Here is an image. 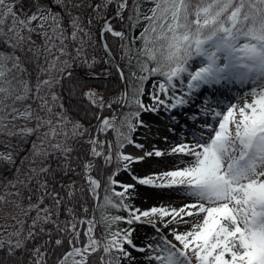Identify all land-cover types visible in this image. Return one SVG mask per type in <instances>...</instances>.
Segmentation results:
<instances>
[{
  "label": "snow or ice",
  "instance_id": "obj_1",
  "mask_svg": "<svg viewBox=\"0 0 264 264\" xmlns=\"http://www.w3.org/2000/svg\"><path fill=\"white\" fill-rule=\"evenodd\" d=\"M0 264H264V0H0Z\"/></svg>",
  "mask_w": 264,
  "mask_h": 264
},
{
  "label": "bare ground",
  "instance_id": "obj_2",
  "mask_svg": "<svg viewBox=\"0 0 264 264\" xmlns=\"http://www.w3.org/2000/svg\"><path fill=\"white\" fill-rule=\"evenodd\" d=\"M126 178V177H125ZM143 192V191H142ZM146 192H148V193H144V194H147L149 197H150V199H149V203H156L158 200H160V199H166L165 197H159V196H156V195H154L153 194V190H148V191H146ZM144 202V201H143Z\"/></svg>",
  "mask_w": 264,
  "mask_h": 264
},
{
  "label": "rangeland",
  "instance_id": "obj_3",
  "mask_svg": "<svg viewBox=\"0 0 264 264\" xmlns=\"http://www.w3.org/2000/svg\"><path fill=\"white\" fill-rule=\"evenodd\" d=\"M148 190L151 191V189H142V191H143L144 193H148V192H146V191H148ZM143 192H142V193H143ZM165 198H166V197H165ZM137 203H138V204L143 203V200H137Z\"/></svg>",
  "mask_w": 264,
  "mask_h": 264
},
{
  "label": "trees",
  "instance_id": "obj_4",
  "mask_svg": "<svg viewBox=\"0 0 264 264\" xmlns=\"http://www.w3.org/2000/svg\"><path fill=\"white\" fill-rule=\"evenodd\" d=\"M115 38L109 37V42L111 43Z\"/></svg>",
  "mask_w": 264,
  "mask_h": 264
}]
</instances>
